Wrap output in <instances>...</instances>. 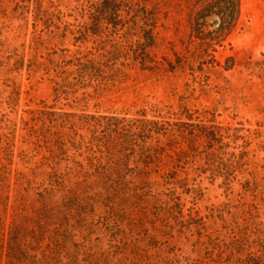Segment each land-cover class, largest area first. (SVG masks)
<instances>
[{
  "label": "rangeland",
  "instance_id": "1",
  "mask_svg": "<svg viewBox=\"0 0 264 264\" xmlns=\"http://www.w3.org/2000/svg\"><path fill=\"white\" fill-rule=\"evenodd\" d=\"M88 2L0 0V264H18L3 242L15 226L33 229L45 206L56 218L43 223L44 237L36 227L21 237L37 256L26 264H264V0H240L234 28L200 55L220 66L233 58L228 71L190 62L203 0H147L148 10L158 7L154 69L128 61L113 83L56 99L62 60L103 47L96 37L76 39ZM180 56L186 65L165 71ZM43 106L95 117L187 110L194 123L220 126L222 173L205 152L176 168L167 157L145 167L126 152L118 165L86 127L74 135L42 124Z\"/></svg>",
  "mask_w": 264,
  "mask_h": 264
},
{
  "label": "trees",
  "instance_id": "2",
  "mask_svg": "<svg viewBox=\"0 0 264 264\" xmlns=\"http://www.w3.org/2000/svg\"><path fill=\"white\" fill-rule=\"evenodd\" d=\"M147 3V0H90L88 2V8L84 13L86 21L79 26L76 39L88 42L90 38L96 37L103 47L91 48L84 53L79 52L73 58L62 60L61 67L56 66L55 76L60 79L55 82L53 88L56 99L76 90L101 88L113 83L115 78L122 74V67L127 66L128 61L139 64L144 70L154 69L157 62L149 57L148 50L155 44L158 7L153 6L152 10H148ZM239 14L240 0H203L202 5L194 13L191 23V40L195 46V57L190 61L192 65L197 59L200 69L209 63L220 66L214 56L206 59L200 55L205 53L213 42L221 41L223 33H229L234 28ZM216 19L218 20L216 30H209L210 27L215 26ZM107 45H109L108 48H106ZM232 62L233 58L229 57L226 59V64L220 67L228 71L233 65ZM185 65L184 58L180 56L175 62H168L165 71L173 72ZM149 111L150 118L149 112L144 108L134 115L125 117L114 115L95 117L83 113L78 115L76 111L60 114L51 107L43 106V109L39 110L38 118L42 124L59 126L63 129V133L70 130L75 135L79 129L86 127L96 141V145L113 155V161H117L118 165L127 161L129 154L126 152L133 153L136 161L145 167L161 162L164 157L173 159V165H175L172 166L173 168L187 164L189 156L192 155L191 152H205L207 160H213L211 170L222 173L219 166L223 162L224 154L216 153L225 146L222 142L220 126L207 119L194 123L192 115L187 110L179 114L169 111L164 113V109L153 106ZM169 114L176 118L172 120ZM62 141L61 139L59 146L64 147L65 144ZM184 144L185 148L182 147ZM199 146L202 150H198ZM171 152L174 156L176 155V158ZM228 165L229 168H233L232 163ZM227 175H231V172H227ZM113 176L117 178V181L123 182L124 188L129 190L124 172H114ZM167 179L170 180L173 177ZM175 198L179 200V196ZM55 210L45 206L39 217L35 218L33 229L40 228L41 237L45 236L43 223H50L53 218L55 220L56 215L53 213ZM33 229L21 230L16 226L11 228L3 242L6 254L12 255L8 256V259L13 257L14 262L26 264L24 260L30 257L33 262H36L34 261L36 254H33L34 256L29 254L22 248L23 243L20 242L24 235L31 237L30 233H33ZM41 241H44V238L37 243ZM21 257L23 259L20 260Z\"/></svg>",
  "mask_w": 264,
  "mask_h": 264
},
{
  "label": "water",
  "instance_id": "3",
  "mask_svg": "<svg viewBox=\"0 0 264 264\" xmlns=\"http://www.w3.org/2000/svg\"><path fill=\"white\" fill-rule=\"evenodd\" d=\"M214 24H218V20H214Z\"/></svg>",
  "mask_w": 264,
  "mask_h": 264
}]
</instances>
